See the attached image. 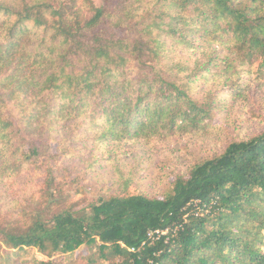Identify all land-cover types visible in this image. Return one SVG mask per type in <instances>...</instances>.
Segmentation results:
<instances>
[{
  "label": "trees",
  "instance_id": "trees-1",
  "mask_svg": "<svg viewBox=\"0 0 264 264\" xmlns=\"http://www.w3.org/2000/svg\"><path fill=\"white\" fill-rule=\"evenodd\" d=\"M241 72L264 84V0H0V182L41 178L32 210L0 219V264H264V133L154 198L75 201L52 153L60 130L208 132L225 104L198 84L245 98Z\"/></svg>",
  "mask_w": 264,
  "mask_h": 264
},
{
  "label": "rangeland",
  "instance_id": "rangeland-1",
  "mask_svg": "<svg viewBox=\"0 0 264 264\" xmlns=\"http://www.w3.org/2000/svg\"><path fill=\"white\" fill-rule=\"evenodd\" d=\"M100 6L102 0H95ZM256 76L241 72L245 98H231L219 85V79L200 82L203 91L216 93L225 105L217 114L214 128L208 132L176 137L165 141L97 143L92 135L80 136L83 129L60 130L52 144L53 154H62V176L65 190L81 199L74 190L83 189L88 202L101 196L142 193L148 197H164L172 190L175 179L188 175L198 163L221 155L232 143L264 133V84ZM74 182L72 186L71 183ZM41 190V178L32 172L0 182V219L17 217L32 210ZM85 254L86 252L83 251ZM32 253L23 256L30 261Z\"/></svg>",
  "mask_w": 264,
  "mask_h": 264
},
{
  "label": "built area",
  "instance_id": "built-area-1",
  "mask_svg": "<svg viewBox=\"0 0 264 264\" xmlns=\"http://www.w3.org/2000/svg\"><path fill=\"white\" fill-rule=\"evenodd\" d=\"M159 234H160V232H156V233H150V234H149V237H151V238H152V237H154L155 235H159ZM133 251H134V250H133Z\"/></svg>",
  "mask_w": 264,
  "mask_h": 264
}]
</instances>
